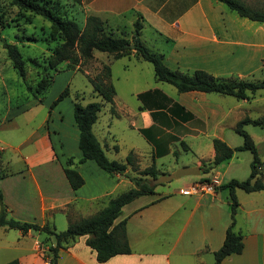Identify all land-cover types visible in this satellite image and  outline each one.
Masks as SVG:
<instances>
[{
    "label": "crops",
    "instance_id": "1",
    "mask_svg": "<svg viewBox=\"0 0 264 264\" xmlns=\"http://www.w3.org/2000/svg\"><path fill=\"white\" fill-rule=\"evenodd\" d=\"M243 1L255 8L264 7V0ZM78 8L84 21L88 15L99 16L107 31L129 40L135 22L140 20L143 43L162 54L171 68L204 69L219 77L264 79V22L241 16L219 0H82ZM127 15L129 25L123 23ZM99 56L94 52V58ZM111 56L108 54L106 58L109 61L127 58L134 68L148 69L146 60L134 50L119 58ZM126 67L125 70L129 69ZM86 72L89 73L87 69ZM136 88L135 94L140 99L137 105L119 101L115 92L110 107L112 116H125L128 126L138 133L121 150V160L126 161L132 152L140 169L155 164L158 176L169 173L160 170L159 163L170 156L179 165H174L173 171L180 167L201 169L203 161L210 163L215 156L214 138L232 147L239 146L242 143L229 142L228 129H235L245 116H264V103L254 105L259 101L258 95L261 100L264 98V89L244 99L218 92H181L173 84L157 80L155 73L153 83ZM252 137L264 172V135L259 139ZM72 140L79 160L82 157L79 129L73 130ZM31 141L32 146L23 156L25 168L4 172L5 176L0 178L9 218L49 223L56 231H62L71 221L91 216L105 207L120 186L125 189L134 186L126 175L107 173L89 159L71 164L84 178V184L73 189L64 171L67 162L61 160L50 131L41 132ZM116 141L121 140L116 139L114 144L121 153ZM183 151H191L193 157L178 162L176 155ZM68 154L63 150L65 157ZM234 156L212 169L223 184L227 182L224 176ZM127 172L137 175L131 165ZM207 176L201 169L197 179H184L174 185L156 184L153 193L125 204L115 223L126 219L129 253L100 262L96 251L86 243L88 235H81L59 248L57 264H214V253L222 246L231 223L228 189L220 187L214 193L200 194L184 192ZM241 190L236 189L239 206L234 230L243 235V250L226 256L221 264H264V190L246 195ZM54 244V237L45 232L0 226V264L14 259L19 264H51Z\"/></svg>",
    "mask_w": 264,
    "mask_h": 264
},
{
    "label": "trees",
    "instance_id": "2",
    "mask_svg": "<svg viewBox=\"0 0 264 264\" xmlns=\"http://www.w3.org/2000/svg\"><path fill=\"white\" fill-rule=\"evenodd\" d=\"M9 1L11 5L17 6L22 11L40 15L50 21L52 37L53 40H56V44L48 56V64L55 70H58V66L65 61L76 64L88 62L94 58L96 50L106 52L113 58L128 55L134 50L141 58L152 63L157 80L171 83L181 92L200 90L233 95L244 99L251 98L258 90L264 89V79L253 80L236 76L219 77L204 69L183 71L178 68H171L162 54L151 51L143 43L140 37L142 29L140 20L135 22L132 40H129L125 37H116L112 32L107 31L104 21L96 15H88L84 24L80 25L75 18L65 16L60 10L59 3L53 0ZM75 1L79 4L82 0ZM219 1L225 3L229 9L236 11L241 16L264 22V7L255 8L243 0ZM4 23L5 14L0 10V40L12 61L13 67L25 79L26 61L18 44L10 42L3 36ZM110 78L111 67L109 64H104L103 72L99 73L96 78H91L95 91L102 95L103 101H93L85 105L79 102L74 103V119L79 129V148L82 152V157L78 162L94 160L107 173L126 175L134 182V186L110 198L108 204L95 214L71 221L68 227L62 231H56L49 223L39 224L9 218L3 191L0 188V226L18 228L24 231L32 228L53 236L55 244L51 246V264H57L59 248L64 247L71 239L81 235H88L86 243L96 251L97 260L100 262L106 261L116 254L129 253L131 248L126 231V219L116 223L115 220L121 215L125 204L141 195L153 193L156 187V185H151V179L158 176L155 164L140 169L132 152L127 155L126 161L110 159L93 131V125L98 118V112L102 105L105 102L112 103L114 101L116 91ZM50 81V78H42L38 82L37 92L42 93L46 90ZM68 93L69 89H64L57 100H61ZM247 124L264 127V116L255 118L245 116L237 122L235 131L243 137V143L239 146L232 147L226 141L218 137L214 138L215 156L210 163L203 161L202 164H208L205 170L201 167L202 173H209L218 164L229 161L235 152L240 150H250L253 156L248 178L244 180L232 178L221 185L222 188H227L229 192L231 223L227 228L222 246L214 253V264H221L226 256L240 253L243 250V235L234 230L239 206L236 189L241 188L246 192L264 190L263 162L254 138L245 129ZM72 163L73 159L69 158L64 171L71 187L78 189L84 184V178L77 169L71 166ZM128 165H131L132 170L138 175L133 176L127 172ZM3 176L5 173H0V178ZM203 180H210V178L207 177ZM5 264H19V261L14 259Z\"/></svg>",
    "mask_w": 264,
    "mask_h": 264
},
{
    "label": "rangeland",
    "instance_id": "3",
    "mask_svg": "<svg viewBox=\"0 0 264 264\" xmlns=\"http://www.w3.org/2000/svg\"><path fill=\"white\" fill-rule=\"evenodd\" d=\"M53 1L59 3L60 10L65 16L75 18L80 25L84 24L83 13L75 0ZM0 10L5 14L3 36L10 42L18 44L26 61V78L23 79L13 67L0 40V173L25 168L23 156L33 144L32 141H29L45 130L50 131L63 162L66 163L69 158H72L73 162H78V157L74 153L76 146L73 147L72 143L73 130L78 129L74 119V103L79 102L85 105L93 101H103L102 95L95 91L91 78H96L99 73L103 72L104 64H109L111 67L110 81L114 85L119 101L123 100L134 106L140 102L135 94L138 90L136 86L154 82L152 63L144 62L148 69L134 68L132 62H129L127 58L109 61L110 58H106L108 53L95 51L100 55L99 57L77 64L65 61L58 66V70H55L48 64V56L56 44V40H53L52 37L50 21L40 15L20 10L17 6L11 5L9 0H0ZM129 18L130 16L127 15V19H124L123 23L129 25ZM127 65L129 69L125 70ZM86 69L89 73L86 72ZM45 77L51 79L50 84L46 90L38 93V82ZM66 88L69 89V93L61 100H57ZM258 98L259 101L254 105L264 103V98L261 100V95H258ZM110 107L111 103L109 102L102 105L93 125V131L101 142L106 155L110 159L122 161L124 158L121 160L123 154L121 150L126 148L130 137L137 136L138 133L128 126L125 116L121 118L112 116ZM245 129L257 139L264 135V127L261 126L247 124ZM115 134L116 139L121 140L120 143L116 141L117 144H120L121 153L114 147ZM228 134H230L228 140L232 145L243 143V137L235 131L234 127L228 129ZM63 150L69 152L66 157L63 155ZM176 156H179L178 162H182L192 158L193 154L191 151H183ZM252 158L250 150L237 151L224 176L225 182L232 178L240 180L248 178ZM162 162L159 163V169L168 170L169 173H165L167 175L178 169L174 171L172 169L174 165L179 166L173 156L165 157ZM207 166L208 164L201 165L204 170ZM214 172V170H210L207 177L210 179L214 177ZM86 173L88 174V171ZM133 173L137 174L135 171ZM199 176L200 174L186 175L159 185H174L178 181L197 179ZM207 177L202 179H207ZM222 184L223 181L217 188H220ZM124 190L127 189L120 186L116 189L115 195ZM241 191L246 195L247 192ZM57 224L61 230L60 222L57 221Z\"/></svg>",
    "mask_w": 264,
    "mask_h": 264
},
{
    "label": "built area",
    "instance_id": "4",
    "mask_svg": "<svg viewBox=\"0 0 264 264\" xmlns=\"http://www.w3.org/2000/svg\"><path fill=\"white\" fill-rule=\"evenodd\" d=\"M221 184L220 177L215 175L210 180L198 181L191 186L184 189V192L200 194V193H214L217 187Z\"/></svg>",
    "mask_w": 264,
    "mask_h": 264
},
{
    "label": "water",
    "instance_id": "5",
    "mask_svg": "<svg viewBox=\"0 0 264 264\" xmlns=\"http://www.w3.org/2000/svg\"><path fill=\"white\" fill-rule=\"evenodd\" d=\"M201 173V169L199 166L194 167H180L175 172L170 174H161L157 177L151 179V185L160 184L163 182L170 181L175 178H180L186 175H199Z\"/></svg>",
    "mask_w": 264,
    "mask_h": 264
}]
</instances>
